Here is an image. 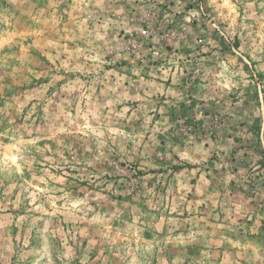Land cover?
Returning a JSON list of instances; mask_svg holds the SVG:
<instances>
[{"label":"rangeland","instance_id":"rangeland-1","mask_svg":"<svg viewBox=\"0 0 264 264\" xmlns=\"http://www.w3.org/2000/svg\"><path fill=\"white\" fill-rule=\"evenodd\" d=\"M0 264H264V0H0Z\"/></svg>","mask_w":264,"mask_h":264}]
</instances>
